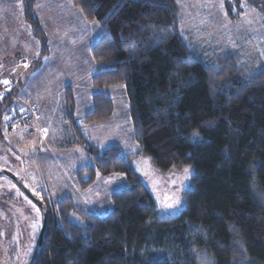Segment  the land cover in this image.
<instances>
[{
    "label": "trees",
    "instance_id": "16d2710c",
    "mask_svg": "<svg viewBox=\"0 0 264 264\" xmlns=\"http://www.w3.org/2000/svg\"><path fill=\"white\" fill-rule=\"evenodd\" d=\"M229 1L226 11L235 20ZM70 2L101 28L90 47L97 71L90 111L78 121L81 90L73 86L63 99L69 148H83L92 160L76 171L77 183L86 188L98 174L119 173L126 184L111 194L110 212L89 213L85 224L68 218V211H79L73 201L56 203L70 210L57 212L55 220L40 197L49 215L36 264H199L202 251L214 264H264V67L250 70L227 50L210 62L191 49L180 32L176 0ZM235 2L241 13L243 0ZM35 3L25 0L24 14L45 56L50 51ZM250 3L264 13V0ZM113 87L129 101L140 152L162 172L194 168L177 216L159 217L131 155L118 144L100 149L86 136L81 124L115 112ZM5 112L0 109V123Z\"/></svg>",
    "mask_w": 264,
    "mask_h": 264
},
{
    "label": "rangeland",
    "instance_id": "374dc122",
    "mask_svg": "<svg viewBox=\"0 0 264 264\" xmlns=\"http://www.w3.org/2000/svg\"><path fill=\"white\" fill-rule=\"evenodd\" d=\"M250 1L243 0L241 13V4L235 0L229 1L237 17L233 20L226 11L228 0H176L179 28L185 42L210 62L227 50L235 52L250 70L261 69L264 67V13L253 8ZM35 2V13L46 32L50 58L49 52L43 56L41 46L39 52L33 46L29 29L23 23L26 37L20 39L23 44L20 46L24 50L7 55L4 62L11 66L30 62V67L28 65L25 70L33 74L25 83H19V79L13 77L12 69L0 62V77L3 81L12 79V86L16 87L13 91L17 92L18 89L22 101L38 110L36 118L23 127L8 129L4 121L0 123V168L12 171L31 191L47 199L53 219L56 220L57 212L62 215L63 210H70L56 203L71 200L79 211H68V218L85 224L87 219L84 216L89 213L104 215L110 212L111 194L126 184L124 174L111 173L98 174L89 187L81 188L78 185L76 171L89 167L92 160L86 157L83 148H69V130L63 120V99L67 86L81 90L78 92L81 96L76 111L79 112L76 114L78 121L83 120L84 111L89 107L90 101L84 96L92 89L90 83L97 73L90 47L98 40L101 28L87 19L81 9L70 4V0ZM11 4L12 16H8L7 20L0 17L2 47L8 37L7 28L10 32L17 30L18 16L20 21L25 19L31 25L25 14L23 18V4L19 1ZM9 22L14 27L8 25ZM25 42L28 44L25 45ZM38 58L42 61L34 62ZM43 62H46V67L35 72L33 68L39 69ZM109 90L114 95L115 112L105 121L81 124L86 136L100 149L118 144L122 154L131 155L135 171L158 205L159 217L168 219L177 216L184 208V195L191 187L194 168L186 166L166 172L156 168L152 159L140 152L124 91L118 87ZM19 104L22 105L21 102ZM42 224L40 208L26 196L15 180L1 175L0 264H29ZM198 257L199 264H214L206 251H202Z\"/></svg>",
    "mask_w": 264,
    "mask_h": 264
},
{
    "label": "crops",
    "instance_id": "0c3cea01",
    "mask_svg": "<svg viewBox=\"0 0 264 264\" xmlns=\"http://www.w3.org/2000/svg\"><path fill=\"white\" fill-rule=\"evenodd\" d=\"M15 1H19V3L23 4V7H25V1L24 0H0L1 10L3 11L2 13H0V17H2L1 19H6L7 20V17L8 16H12V14H10V11H11L10 10V6L12 5L11 2H15ZM69 3L72 4L71 2H69ZM6 9L8 11H4ZM23 10H24V8H23ZM22 13H23V18H24V12H22ZM17 20H18L17 30L10 32L9 29L7 28L8 37H7V39L5 41H3L4 47H2V45H0L1 46V48H0V54H1V56H0V62H2V63L4 62V59L7 57V55H11L13 52H22L24 50L23 47L20 46V45H23L21 43L20 39H22V37H24V38L26 37V29L25 28H28L29 29V34L31 35L30 38H31V41L33 42V46L35 45V47L38 49V52L40 51L41 43L35 37L34 33L32 32L31 25H29L27 22H25V19H23L24 21L23 20L20 21L19 20V16L17 17ZM23 23L25 24V26L27 25V27L23 28L22 27V24ZM8 25L13 26L14 24H11L9 22ZM23 32H25V34ZM0 43H1V41H0ZM8 44L9 45H12V46H9ZM24 44L27 45L28 43L25 42ZM49 58H50V53H49ZM34 59H37V58H34ZM45 63L46 62H43L42 65H41V67L39 69H36L35 72H39L42 68H45L46 67V66L44 67V64ZM4 65L6 67H9V68L12 69V72H13V75H14L13 77L18 78L19 81H20V83H25L26 82V79H28L31 76V74H33L32 71H27L28 65L30 67V62H29V64H25V65H27L26 67H25L24 64H21V65H16L15 64V65L11 66V64L8 65L5 62H4ZM25 68H27V69L25 70ZM22 88H23V86L20 87V94H21ZM80 96H81V94H77V101L79 100V97ZM88 96H89V94L86 95L85 97L88 98ZM90 109H91V105L89 104V107L86 108L85 110L86 111H88V110L90 111Z\"/></svg>",
    "mask_w": 264,
    "mask_h": 264
},
{
    "label": "built area",
    "instance_id": "2783aa9c",
    "mask_svg": "<svg viewBox=\"0 0 264 264\" xmlns=\"http://www.w3.org/2000/svg\"><path fill=\"white\" fill-rule=\"evenodd\" d=\"M5 81H7V83H4L0 77V109L1 111H6L3 117L6 127L15 129L29 124L28 122L36 118L38 109L35 110L33 106L26 104L13 91L12 79H5ZM19 102H21V106Z\"/></svg>",
    "mask_w": 264,
    "mask_h": 264
},
{
    "label": "water",
    "instance_id": "95a60500",
    "mask_svg": "<svg viewBox=\"0 0 264 264\" xmlns=\"http://www.w3.org/2000/svg\"><path fill=\"white\" fill-rule=\"evenodd\" d=\"M1 175H7L13 180H15L20 185V187L23 189L24 193L42 210L43 224H42V228H41L38 240H37L34 254L29 262V264H36V261L39 258V255H40L43 243H44L45 233L48 227V215H49L48 208L45 202L39 196H37L33 191H31L29 187L23 182V180L17 177L12 171L6 168H0V176Z\"/></svg>",
    "mask_w": 264,
    "mask_h": 264
},
{
    "label": "snow or ice",
    "instance_id": "6c2138e0",
    "mask_svg": "<svg viewBox=\"0 0 264 264\" xmlns=\"http://www.w3.org/2000/svg\"><path fill=\"white\" fill-rule=\"evenodd\" d=\"M26 66H27V65H25V67H26ZM4 83H7V81H4ZM185 171L187 172L188 169H185ZM33 207H35V206H33ZM168 207H174V205H168ZM36 211L39 212V209H36Z\"/></svg>",
    "mask_w": 264,
    "mask_h": 264
}]
</instances>
